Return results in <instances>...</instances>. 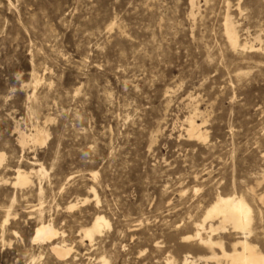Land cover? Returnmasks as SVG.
Instances as JSON below:
<instances>
[{"label": "rangeland", "instance_id": "1", "mask_svg": "<svg viewBox=\"0 0 264 264\" xmlns=\"http://www.w3.org/2000/svg\"><path fill=\"white\" fill-rule=\"evenodd\" d=\"M0 154V264H218L184 238L219 196L264 250V0H0ZM18 167L47 175L14 187ZM41 212L66 259L33 241Z\"/></svg>", "mask_w": 264, "mask_h": 264}, {"label": "bare ground", "instance_id": "2", "mask_svg": "<svg viewBox=\"0 0 264 264\" xmlns=\"http://www.w3.org/2000/svg\"><path fill=\"white\" fill-rule=\"evenodd\" d=\"M226 35L231 48L235 51L239 49L247 50L254 48L248 47L246 42H242V37L237 30L236 24L231 20L230 15H228L226 20ZM256 40L262 41V38L258 36ZM38 83L39 80L37 79L36 84ZM187 132L192 140L201 141L206 139L203 126L195 121V119H192L189 122ZM19 134L20 144L23 148L31 142L38 143L40 141H46V137L44 136L45 130L39 127H37L35 134L27 135L20 132ZM4 159L5 156L0 154V164ZM14 172L15 182L13 185L14 187L21 188L28 187L31 184V178L33 176L40 175L41 177H44L47 175L44 167H41V169L37 171L32 168L30 171H26L21 167H18ZM93 177L96 178V175L94 174ZM92 190L94 191V189ZM39 194H42V188L40 189ZM260 200L264 202V194H262ZM77 206L78 204H72L68 207V210H72ZM253 213L251 206L243 197L219 196L208 207L203 220L194 225L196 234L185 237L184 239L185 241L194 240L199 246L207 249L212 253L208 259L215 260L218 264H264V250L252 241L253 231L251 227L253 220H255L253 218ZM10 217L11 213L9 211L4 222L5 225L9 222ZM39 217L41 220L35 230L33 241L38 244L48 245L57 257L60 259H66L70 255L71 249L68 248L64 241L61 243L57 242L59 232L55 228V224L51 221H45L42 212ZM215 222L218 224L215 225ZM228 226H232L233 232L238 234V240L231 245V249H228L224 237L221 236L227 233ZM110 228V222L104 216L99 215L95 217L91 226L83 230L84 240L89 241L91 245H93L96 237L101 235L105 229ZM209 260H207V262ZM199 262L200 261L197 257L194 258L191 254H187L185 255L183 264H201ZM104 264L108 263L104 262ZM166 264L176 263L169 259Z\"/></svg>", "mask_w": 264, "mask_h": 264}]
</instances>
